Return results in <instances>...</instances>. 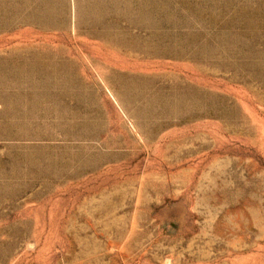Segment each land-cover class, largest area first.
I'll return each mask as SVG.
<instances>
[{"label": "rangeland", "instance_id": "obj_1", "mask_svg": "<svg viewBox=\"0 0 264 264\" xmlns=\"http://www.w3.org/2000/svg\"><path fill=\"white\" fill-rule=\"evenodd\" d=\"M0 264H264V0H0Z\"/></svg>", "mask_w": 264, "mask_h": 264}]
</instances>
